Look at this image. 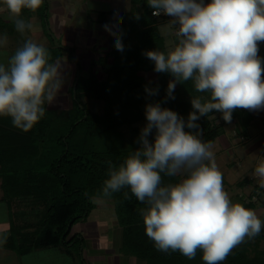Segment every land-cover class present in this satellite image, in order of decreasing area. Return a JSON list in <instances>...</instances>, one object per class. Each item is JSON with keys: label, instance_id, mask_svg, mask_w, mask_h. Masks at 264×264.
I'll return each mask as SVG.
<instances>
[{"label": "clouds", "instance_id": "1", "mask_svg": "<svg viewBox=\"0 0 264 264\" xmlns=\"http://www.w3.org/2000/svg\"><path fill=\"white\" fill-rule=\"evenodd\" d=\"M43 3L0 0V12L6 11L15 30L23 35L36 31L32 22L22 18L24 10L35 12ZM147 4L153 15L172 17L170 24L175 29L173 48L144 53L154 63L155 72L173 77L167 86L168 98L174 99L177 83L189 80L207 98H192L194 111L187 120L159 103L147 104L140 146L118 167L106 162L108 174L101 194L109 197L129 188L145 205L139 213L158 251H178L192 260L200 250L204 264H222L235 247L260 234L264 221L253 209L232 202L213 145L201 138L196 121L215 111L231 123L236 109L264 110V60L259 56V43L264 42V0H211L207 4L204 0H147ZM103 27L115 38L116 50L123 52L118 26L116 30ZM7 44V34H0V49ZM64 83L61 65L51 62L49 50L26 40L7 64L0 62V117L10 118L24 132L31 130ZM145 91L156 95L158 87L146 86ZM253 175L264 189V156L257 158ZM165 176L179 179L165 183Z\"/></svg>", "mask_w": 264, "mask_h": 264}, {"label": "trees", "instance_id": "2", "mask_svg": "<svg viewBox=\"0 0 264 264\" xmlns=\"http://www.w3.org/2000/svg\"><path fill=\"white\" fill-rule=\"evenodd\" d=\"M133 2L143 4L144 10L139 20L133 23V19L137 18L134 11L122 12L116 15L115 20L120 32H133L124 40L123 52L114 48L105 58L93 61V66L96 62L105 65L108 58H112L111 64L105 67L104 77L99 78L91 69L81 84L82 76H77L72 88L75 87L73 108L67 112L46 108L45 116L27 132L14 127L10 118L1 117L0 177L4 199L35 194L39 201H47L45 214L32 237L12 221L10 234L3 245L18 255L46 246H60L81 254L85 238L81 233H73L72 229L74 224L89 217L96 207L93 199L100 197L113 201L122 229L121 253L135 256L145 264H185L186 261L194 264L196 258L202 256L200 250L192 260L178 251H158L147 237L139 213V209L145 205L132 195L129 188L125 187L109 197L101 194L103 181L108 174L106 162L111 161L113 166L118 167L137 149L126 148L125 139L119 138L120 126L128 122L127 119L118 120L119 116L152 103L153 95H148L145 88H152L154 82L146 79L144 74L154 71V63L144 53L149 50L167 52L157 24L148 17L152 15V8L148 6L147 0ZM44 11L41 13L43 20L46 18ZM118 19L122 23L118 24ZM127 19L132 23H128L129 26L124 24ZM145 24L147 26L141 29ZM59 49L61 51L59 46L48 49L53 53L51 62L60 54H56ZM156 74L159 79L173 78L169 73ZM180 85L186 92L195 91L191 80ZM86 92L90 97L105 102L103 113L90 110L88 104L82 101V95ZM159 104L168 109L176 106L175 100L171 98ZM246 111L249 112L246 109L234 110L231 121L240 119L246 126ZM219 116L222 119L221 113ZM218 131L206 129L201 132V138L205 142H212ZM163 179L169 183L176 182L179 177L165 176ZM243 206L256 208L253 202ZM258 217L264 221V212ZM260 241L264 242V228L254 240L246 239L235 247L225 264H264V248L260 247ZM83 262L89 264L85 259Z\"/></svg>", "mask_w": 264, "mask_h": 264}, {"label": "crops", "instance_id": "3", "mask_svg": "<svg viewBox=\"0 0 264 264\" xmlns=\"http://www.w3.org/2000/svg\"><path fill=\"white\" fill-rule=\"evenodd\" d=\"M210 2L211 0H204L205 4ZM143 8L142 2L135 4L133 0H44L43 5L37 11L32 12L27 9L24 10L22 18L32 22L36 26V31L26 32L23 35L13 29L15 25L8 18V13L6 11L0 12V34L6 33L8 36L7 46L0 49V53H2L0 54V62L7 64L8 59L14 54L16 49L21 47L28 39L42 44L47 49H54L57 46L61 47L62 52L55 58L56 60H54V63L61 65L65 83L55 102L45 106H47L48 109L65 108L69 105V93L67 92L70 88H73L78 75L82 76L83 74L87 77L92 69L99 78H102L105 75V67L111 64L112 58H108L105 65L98 62H96L94 66L92 65L93 61L105 58L107 54L115 48V38L105 31L103 26L109 25L113 27V30H116L114 27L117 24L115 21L116 15L122 12L134 11L135 17H139V15L143 13ZM44 10L46 15L45 20H43L41 14ZM148 17L157 24L160 34L164 38L167 51L173 48L177 42V38L175 36V29L170 24L172 17L163 13L158 16L149 15ZM136 20H139V18L133 19V23H135ZM128 23H131L129 19L124 22V24L129 26ZM146 26V24L142 25L141 29H144ZM166 26L172 29V31H168L172 33V35L167 34L168 29H165ZM122 34L123 43L133 32L128 31ZM259 47H262V42L259 43ZM263 50L264 49L259 48V56L262 60H264ZM65 51L69 53L64 54ZM262 68H264V62H262ZM146 74L149 80L157 78L155 71H150ZM19 198L20 197L13 198L12 200L4 199L2 178L0 177V217H3V219L0 220V224L4 225L5 231L0 242V264H11L9 263V257H12L13 264H34L32 261L37 257H46L49 259L51 256H56L57 259H61V257L66 254L71 255L68 254L70 253L68 250L60 246L41 247L21 255H18L13 250L5 248L3 244L10 234V231L7 234L6 230L10 229L13 220L24 232L33 228L31 227V222L34 220V216H30V213L28 214L24 211L29 208L32 210L33 207L30 206L29 201L26 199L20 200ZM95 208L93 210H97ZM28 212H30V209ZM91 214H93V211ZM89 217L82 220L84 222L81 221V224L77 223L79 225H77L72 232L81 233L82 227L84 226L83 228H85L89 223ZM111 218L112 220L109 222H99L94 219V223L98 224V226L100 225V228L98 227L96 231H92L89 228L86 230H89V233H98V235L95 234L94 237H89L88 241L99 245V249H103V251L106 252L104 254L90 255L88 263L126 264L124 261L127 259L128 264H131V260H134L133 262L136 264H142L143 261L137 257L120 252L122 229L118 221H113V217ZM115 218L117 220V217ZM113 226H116V229L117 226L120 227L116 230L118 233H121V237L118 241L117 236H115L117 233L112 231V234V232H110L111 230L108 231L110 229L109 227Z\"/></svg>", "mask_w": 264, "mask_h": 264}, {"label": "rangeland", "instance_id": "4", "mask_svg": "<svg viewBox=\"0 0 264 264\" xmlns=\"http://www.w3.org/2000/svg\"><path fill=\"white\" fill-rule=\"evenodd\" d=\"M13 29H15V26L13 27ZM165 29H168L167 30L168 35L169 34L172 35V33L168 32V31H172V29L168 28L167 26ZM259 48L264 49V42H262V47ZM49 52L51 57H53L52 56L53 53L51 51ZM60 52L62 51H60L59 49L56 52V54ZM66 53L69 52L65 51L64 54ZM262 76H263L262 79H264V73H262ZM87 77L82 74L81 84L85 82L84 80L87 79ZM94 77L95 76H93V78ZM144 77H146V79L149 78L147 74H144ZM172 79L173 78L170 77L164 79H159L157 77L154 80L148 79L149 81L154 82L152 88L158 87V93L152 96V104L160 103L162 100H166V98H168L167 86L169 81ZM67 93H69L68 95L69 105L65 108H55V109L61 110L63 112L64 111L67 112L69 111L70 108L74 107L75 87L74 89L70 88ZM89 95L90 94L87 92L86 94L82 95V101L88 104V108L90 110L94 112L96 111L98 113H103L105 102L103 100L92 98V96L90 97ZM173 96L176 106L170 110L176 112L179 116L187 120L188 114L194 111L191 105L192 98L200 96L206 99L207 93H198L196 91L186 92L184 91V89L181 88L180 83H177L175 86V90L173 92ZM145 111H146V105L141 109L138 108L128 111L127 114L123 116L120 115L118 118V120L120 121L124 119L128 120V122L120 126V129L118 130L120 133L119 138H123V140L125 139L124 140L125 147L128 149L138 148L140 146L138 143L139 135L141 129L147 123ZM244 118L245 121L247 122L246 126H243L240 119H235L231 121V123H226L222 121L221 117L219 116V112L214 111L213 113H210L208 116L200 117V119L197 121V124L200 126L201 132L205 131L206 129H213V130L219 129L216 138L211 142L213 145L211 150L214 152L216 164L219 170L223 174L224 189L229 194V197L233 203H240L242 205H245L247 203L253 202L256 205V208H254L253 210L259 216L264 212V189L259 188L258 178L255 177L253 173L257 163V158L259 156H264V110L249 111V112L246 111ZM219 126L222 128H220ZM154 134H155V130H153V133L150 134L148 137L150 141L154 140ZM19 199L20 200L26 199L27 201H29L30 206L33 207L32 210L31 208H29L30 212H28L29 209L24 210L28 214L30 213V216L32 217L34 216V220L31 222V227L33 228H30L28 231L29 234H27L32 237L34 233L33 232L34 229L40 226V222L42 221V218L45 214V210L47 208V201L45 200H42V202L39 201L36 198L35 194L20 196ZM93 200L97 206L95 208L97 210H93V214H91V216L89 217V223L85 227L86 229L83 228L84 226L81 229L82 231L81 233L85 238L84 247L80 251L81 254H77L75 250H71L72 252L68 251L70 252L68 254L71 255L66 254L65 256H62L61 259H57L56 256H51V258L49 259L46 257H37L35 258L34 261H32V263L85 264L83 262V259H85L86 262H89L90 255L106 253L105 251H103V249H99L100 248L99 245H96L95 243L88 241L89 237H94L95 234L98 235V233H89L88 232L89 230L88 231L86 230L88 228L91 229L92 231H96L98 229L100 225L98 226V224L94 223V219L99 222L102 221L109 222L112 220L111 217H113V221H117L115 218L116 217L115 209H114L113 201L109 199L95 197ZM1 219H3V217H0V220ZM82 222L80 221L78 223L81 224ZM18 223L20 224L19 220ZM33 224L35 227L33 226ZM79 224L77 223L74 224L73 229L77 227V225ZM1 225L3 224H0V242L1 239L3 238V234L5 233L4 225L3 226ZM109 228L110 229L108 231L111 230L110 232L113 231L114 233H117L115 236H117V241H118L119 238L121 237V233L119 232L120 233L119 234L116 230L119 229L120 227L117 226V229L116 226ZM9 231L10 229L6 230V233L8 234ZM260 247L264 248L263 241L262 242L260 241ZM9 260H10L9 263L13 264L12 257H9ZM125 260L126 261H124V263L128 264V260L127 259ZM133 261L131 260L130 263L136 264ZM225 263L226 261L222 262V264ZM142 264L145 263L142 262ZM185 264H190V263L189 261L188 262L186 261ZM194 264H204V261L202 260V256L197 257L196 262Z\"/></svg>", "mask_w": 264, "mask_h": 264}, {"label": "built area", "instance_id": "5", "mask_svg": "<svg viewBox=\"0 0 264 264\" xmlns=\"http://www.w3.org/2000/svg\"><path fill=\"white\" fill-rule=\"evenodd\" d=\"M161 14H162V13H161ZM161 14H160V15H161ZM152 15H153V9H152ZM154 16H157V15H154Z\"/></svg>", "mask_w": 264, "mask_h": 264}]
</instances>
